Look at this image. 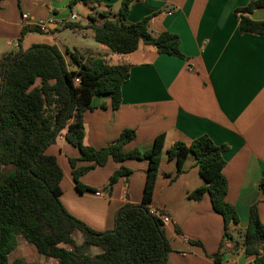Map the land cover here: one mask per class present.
Segmentation results:
<instances>
[{
  "label": "crops",
  "instance_id": "obj_1",
  "mask_svg": "<svg viewBox=\"0 0 264 264\" xmlns=\"http://www.w3.org/2000/svg\"><path fill=\"white\" fill-rule=\"evenodd\" d=\"M250 1L254 0L133 2L127 21L136 22L155 13L149 23L150 32L166 30L177 34L179 50L185 56L180 58L157 53L152 46L142 43L131 53L116 54L95 42L92 30L86 27L89 15L100 23L97 13L115 14L120 0H90L93 9L82 2L70 6L69 0H0V59L18 47L27 49L44 43L56 45L65 58L77 49L105 58L111 64L130 66L129 78L120 89L118 108L112 110L109 99L101 96L94 97L93 109L84 112L83 144L106 146L123 129H134L135 139L125 145V150L137 148L143 152L152 146L156 135H164V152L149 207L169 217L164 224L170 245L165 264H247L253 260L242 249L235 248L248 225L252 205H256L264 223V194L258 186L264 174V36L240 33L234 14V9ZM22 13L34 19L52 17L54 22L47 30L27 31L20 39L25 27ZM70 15L75 16L73 21L69 20ZM248 17L264 20V8L254 9ZM71 23H79L81 28L73 30L67 26ZM202 134L217 145L227 146L222 154V173L227 181L225 199L234 206L238 224L229 226L233 239L223 242V218L213 210L208 194L200 200L187 198L188 193L204 183L195 159L188 155L182 173L172 180L175 161L165 153L171 143L189 142ZM45 152L55 156L62 170V205L90 228H112L120 206L142 201L145 159L125 160L122 164L131 172L127 177H118L111 188H107L108 179L120 163L109 160L96 166L79 177L86 186L80 191L69 163L72 158L76 159V167L88 164L80 159L79 149L61 135ZM189 240H198L200 244ZM217 251L221 252L219 263L210 257ZM38 255L32 245L20 239L9 257L34 264ZM49 264L56 262L50 258Z\"/></svg>",
  "mask_w": 264,
  "mask_h": 264
},
{
  "label": "trees",
  "instance_id": "obj_2",
  "mask_svg": "<svg viewBox=\"0 0 264 264\" xmlns=\"http://www.w3.org/2000/svg\"><path fill=\"white\" fill-rule=\"evenodd\" d=\"M135 1L120 0L115 14L97 13L100 23L89 15L86 27L92 30L94 41L116 54L131 53L142 43L152 46L157 53L184 58L177 34L166 30L150 32L149 23L155 13L136 22L127 21L129 8ZM76 2L94 8L90 0H69V5ZM257 8H264V0L250 1L234 9L240 33L264 36V20L248 17ZM67 26L73 30L81 28L79 23ZM31 30L40 31L25 26L20 39ZM67 54L69 60L56 45L41 43L27 49L18 47L0 59V264H25L23 258L9 257L20 239L56 264H165L169 241L164 224L158 215L150 213L149 207L164 152V135H156L152 146L143 152L137 148L125 150V145L135 139L134 129H123L106 146H85L84 112L93 109L94 97L101 96L107 97L112 110H116L130 66L111 64L105 58L89 56L77 49ZM68 61L76 66L75 70L69 68ZM61 135L79 149L80 159L88 162L76 167V159H69L80 191L86 186L79 177L109 160L120 166L109 177L107 188L118 177L130 174L131 170L122 164L125 160L147 161L142 201L120 206L112 228L96 231L62 205V170L55 156L45 152ZM226 149V145H217L202 134L189 142L175 141L165 150L167 158L175 161L172 180L182 173L188 155L195 159L204 183L188 193L187 198L200 200L208 194L213 210L223 218L222 242L233 239L229 226L238 224L234 206L225 199L227 181L222 173L225 165L222 154ZM258 186L264 194V174ZM174 229L181 234L179 227ZM189 241L200 244L198 240ZM235 248L253 257L247 264H264V223L255 204L250 207L248 225ZM220 256L217 251L210 257L219 263Z\"/></svg>",
  "mask_w": 264,
  "mask_h": 264
},
{
  "label": "built area",
  "instance_id": "obj_3",
  "mask_svg": "<svg viewBox=\"0 0 264 264\" xmlns=\"http://www.w3.org/2000/svg\"><path fill=\"white\" fill-rule=\"evenodd\" d=\"M167 13H170V11H168ZM74 19H75L74 15L69 16L70 21H73ZM21 20H22V24L24 26L37 28L40 31L47 30L48 25L54 22L52 17H48L46 19H43V18L34 19V18L30 17V15H28L27 13L21 14ZM96 194L99 195V193H96ZM150 213L158 215V217L161 219L163 224L169 222V217L163 213H158L157 211H154L151 209H150Z\"/></svg>",
  "mask_w": 264,
  "mask_h": 264
},
{
  "label": "rangeland",
  "instance_id": "obj_4",
  "mask_svg": "<svg viewBox=\"0 0 264 264\" xmlns=\"http://www.w3.org/2000/svg\"><path fill=\"white\" fill-rule=\"evenodd\" d=\"M81 15H82V13L79 11V15H78V18L80 19L81 18ZM70 33H72V32H70ZM71 34H69V36H70ZM92 41V40H91ZM65 52V51H64ZM95 54H98V52L97 53H95ZM66 57H67V59L69 60V57L66 55ZM69 62V61H68ZM69 68L70 69H72V70H75L76 69V66L74 65V64H72V63H70L69 62ZM78 241H79V239H78ZM49 257H46V256H42V255H38L37 256V260L34 262V264H36V262H40V264H49Z\"/></svg>",
  "mask_w": 264,
  "mask_h": 264
}]
</instances>
